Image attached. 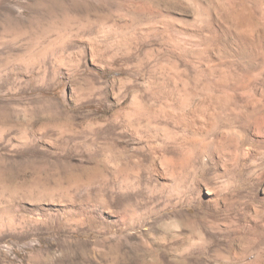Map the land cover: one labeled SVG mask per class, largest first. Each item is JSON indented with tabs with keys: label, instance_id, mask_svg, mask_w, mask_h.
Listing matches in <instances>:
<instances>
[{
	"label": "rangeland",
	"instance_id": "374dc122",
	"mask_svg": "<svg viewBox=\"0 0 264 264\" xmlns=\"http://www.w3.org/2000/svg\"><path fill=\"white\" fill-rule=\"evenodd\" d=\"M263 126L264 0H0V264H264Z\"/></svg>",
	"mask_w": 264,
	"mask_h": 264
},
{
	"label": "bare ground",
	"instance_id": "6f19581e",
	"mask_svg": "<svg viewBox=\"0 0 264 264\" xmlns=\"http://www.w3.org/2000/svg\"><path fill=\"white\" fill-rule=\"evenodd\" d=\"M261 23H263V22H261ZM259 32V31H258ZM262 40V39H261ZM246 95V94H245ZM254 111V110H253ZM264 127V126H263ZM262 131V130H261Z\"/></svg>",
	"mask_w": 264,
	"mask_h": 264
}]
</instances>
